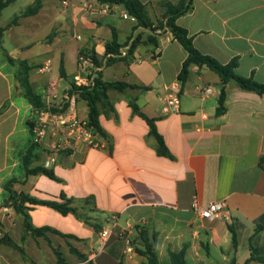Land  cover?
<instances>
[{
  "label": "crops",
  "instance_id": "crops-1",
  "mask_svg": "<svg viewBox=\"0 0 264 264\" xmlns=\"http://www.w3.org/2000/svg\"><path fill=\"white\" fill-rule=\"evenodd\" d=\"M34 1L14 0L6 7L19 5L20 14L0 37V228L6 241H0V264H73L74 255L93 251L111 215L117 216V228L95 264H140L143 258L135 249L126 254L118 235L128 230L134 247L140 248L136 227L155 235L162 264L170 262L171 253L182 250L186 264H228L231 260L264 264L248 261L251 255L264 253V229L254 233L264 215V164H260L264 162V95L228 82L223 86L225 113L217 115L219 77L190 65L178 111L164 113L160 98L167 88L179 85L177 77L187 56L169 31H157L154 46L147 42L148 30L118 15L86 14L80 7L83 0H65L66 6L64 0H40L35 15H22ZM140 2L156 22L163 16V3L177 5L179 0ZM176 25L187 31L202 54L221 64L236 60L239 76L264 84V0H193L191 11L178 17ZM113 31L124 47L136 35L140 44L131 57L103 64L102 81L148 89L108 92L109 106L101 109L98 118L107 136V140L101 138L104 149L67 142L64 132L50 130L35 148L30 168L43 166L53 157L50 168L57 180L26 176L22 156L31 146L35 112L18 90L15 61L32 67L28 75L35 93L41 96L49 80L58 81L63 92L77 74L81 51H93L104 63ZM35 43L42 46L36 52ZM69 56L74 57L72 70ZM47 58L52 59V70L40 74L37 68ZM61 64L65 78L59 75ZM206 87L212 93L204 96L198 89ZM131 100L154 121L173 160L156 154V141L146 121L132 113ZM87 115V103L76 97L74 116L87 120ZM9 190L44 201L60 202L64 195L75 201L82 218L24 203L34 228L60 233L33 236L24 230L22 215L8 200ZM194 196L202 206L223 201L228 220L195 216L190 210ZM259 223L264 227V221ZM229 225L237 234L235 248ZM58 246L62 247L60 262L55 256Z\"/></svg>",
  "mask_w": 264,
  "mask_h": 264
},
{
  "label": "trees",
  "instance_id": "trees-1",
  "mask_svg": "<svg viewBox=\"0 0 264 264\" xmlns=\"http://www.w3.org/2000/svg\"><path fill=\"white\" fill-rule=\"evenodd\" d=\"M14 0H0V12L5 9L10 3ZM101 3H109V4H119L124 7V9L128 12L129 15L133 16L136 19L137 27L148 30L150 32L148 36L147 42L157 46V36L159 35L157 31L167 30L171 33L174 40L178 42L182 48L185 50L187 56L184 60L179 75L177 77L178 82L182 86L188 78L189 66L194 65L198 68H205L212 72H214L220 80V84L222 89L219 93L218 97V106H217V115H223L225 113V92L223 86L228 82H233L239 88L247 91H253L258 95H264V84L255 82L252 78H245L239 76L236 73L237 61L231 60L227 64H221L214 58L202 54L198 51L192 41V37H190L187 31L180 26L176 25V19L188 12L192 9V1L193 0H179L177 5H171L170 3H163L164 13L160 20L156 22H152L146 12L145 5L140 2V0H98ZM41 8V1L35 0L34 3L29 6L22 15L24 16H32L35 15L39 9ZM17 18H14L12 22L7 24L4 27H0V37L2 33L6 31L7 27L11 24L15 23ZM140 44V35H136L132 42L128 47L127 54L125 58H120L118 56L119 50L124 47L122 44H119L117 41V37L115 32H112V40L108 42L105 46L106 56H110L106 59L104 65L109 66L113 62L119 59H127L133 55L134 50ZM127 45V44H126ZM92 55V58L96 65L101 66L103 63L101 60L95 56L93 51H86ZM10 62H14L11 58H9ZM17 64V74L16 81L18 84V90L20 91L22 97L31 104L34 112L42 107V99L38 93H35L32 89V86L29 81V71L32 67L28 66L26 62L21 60H16ZM59 75L61 78H65V73L63 70L62 64L59 68ZM72 87L73 84H71ZM126 88L131 89H141L147 90L146 87H141L137 85H129L124 82H104L101 79L100 72L98 73L97 78L95 79L94 85L90 88H81L76 91V95L78 98L84 100L88 106V115H87V124L88 127L92 128L93 131L98 134L104 140H107V136L105 132L99 125V115L101 114V109L107 108L109 106V91H115L119 93H123ZM73 92V91H71ZM130 107L132 109V113L139 116L149 126V134L156 141V154L161 157L168 158L173 160V156L170 154L168 149L166 148L162 137L157 133L156 128L154 126V121L152 119H148L137 107L133 100L129 101ZM31 124L30 129L33 127ZM37 147V144L31 142L30 148L25 152L22 156V165L24 168V172L27 175H43L51 180H57L54 176V173L51 168H45L43 166H30L33 163L34 158V150ZM260 164L263 165V160H260ZM8 200L14 206V209L19 212L24 220V230L26 232L31 233L33 236H41L44 235L45 232H51L54 234L60 235L57 231L51 228H34L31 223L29 216L27 215L25 208H23L24 203H28L29 205H41L46 206L59 214L65 216L67 214H73L78 218H82L80 215V208L75 206V201L72 199H67L64 195L60 197V202L58 201H44L38 200L36 198H32L30 196L24 195L22 193H15L9 190V198ZM92 198L86 200L91 201ZM264 221V215H262L257 224L254 233H258L263 230L264 227L259 222ZM96 231L100 230L98 226L95 227ZM229 231L232 235V246L235 248L237 245V234L231 225L228 226ZM137 237L139 241L140 248L134 247L136 253L143 258V261L140 264H162L158 256L156 254V237L154 234H149L147 230L142 228H137ZM135 240L133 241L134 244ZM135 246V244H134ZM81 256L80 254H77ZM86 256L82 255V260L85 259ZM58 262L61 261V258H57ZM248 261H257L264 262V253L261 256L251 255ZM121 264V263H120ZM167 264H186L184 260V251H180L179 253H171L170 254V262ZM228 264H237L234 260H231Z\"/></svg>",
  "mask_w": 264,
  "mask_h": 264
},
{
  "label": "built area",
  "instance_id": "built-area-1",
  "mask_svg": "<svg viewBox=\"0 0 264 264\" xmlns=\"http://www.w3.org/2000/svg\"><path fill=\"white\" fill-rule=\"evenodd\" d=\"M62 5L66 6L67 2L65 0L62 1ZM80 7L86 14L92 16L103 17L118 15L123 20L136 23V19L129 15L128 12L122 9L118 4L101 3L97 0H83ZM132 40L133 38L129 44ZM128 47L129 45L120 49L118 56L124 57L127 54ZM109 57L110 56H106V59ZM52 65V59L47 58L37 68V71L40 74H49L52 70ZM103 66L104 65H96L90 53L81 51L77 57V74L74 76L72 82L74 87L71 86L68 90L61 92L58 81L49 80L47 82L41 95L42 107L35 110V122L31 128L33 143L37 145L41 144L46 139L48 132L52 130L54 132H64L67 142L72 141L85 145L88 148L104 149L105 141L102 140L92 128L88 127L87 120H79L74 116L77 97L76 91L81 88L92 87ZM178 84V86H170L167 88L166 94L160 98L164 113H174L179 109L181 85L179 82ZM198 91L204 96L212 93V89L209 87L199 88ZM53 163L54 158L51 157L44 162L43 167L50 168ZM190 210L195 216L203 220H228L226 206L223 201L209 202L207 205L202 206L197 196H194L191 201ZM108 224L109 225L101 231L93 251H91L85 259L74 264H95L107 240L117 228V216L111 215ZM118 235L124 242L125 253L133 254L134 244L128 230H121ZM3 236V231L0 228V240Z\"/></svg>",
  "mask_w": 264,
  "mask_h": 264
},
{
  "label": "rangeland",
  "instance_id": "rangeland-1",
  "mask_svg": "<svg viewBox=\"0 0 264 264\" xmlns=\"http://www.w3.org/2000/svg\"><path fill=\"white\" fill-rule=\"evenodd\" d=\"M19 5H14V6H10L8 8H5L3 10V12L1 13L0 15V26L1 27H4L5 25L9 24L10 22H12L13 18L15 15H18L20 14V8L18 7ZM43 33H38V35L36 36V40L40 38L41 35H43ZM37 43L39 44V41H37ZM37 43H35V48H34V51H39V49L42 47L40 45H38ZM34 52V53H35ZM70 62H72V65H71V70L74 68V57H71L69 56L68 58V63H69V66H70ZM5 237L3 236V238L0 240L1 242H6L5 240ZM62 247L61 246H58L56 248V252H55V256L56 258H63L62 257ZM74 257L76 258V262L78 261H81L82 260V255L79 256V255H74ZM75 262V263H76ZM58 264V263H56ZM62 264H68V263H62ZM74 264V263H73Z\"/></svg>",
  "mask_w": 264,
  "mask_h": 264
}]
</instances>
